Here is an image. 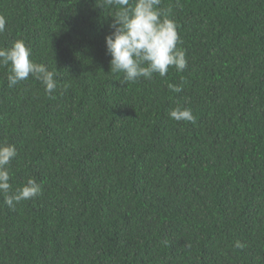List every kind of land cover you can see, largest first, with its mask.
<instances>
[{
    "label": "trees",
    "instance_id": "16d2710c",
    "mask_svg": "<svg viewBox=\"0 0 264 264\" xmlns=\"http://www.w3.org/2000/svg\"><path fill=\"white\" fill-rule=\"evenodd\" d=\"M160 8L187 67L126 83L106 50L116 6L0 0V47L23 39L57 82L9 87L0 67L10 183L42 187L14 207L0 193V264H264V0Z\"/></svg>",
    "mask_w": 264,
    "mask_h": 264
},
{
    "label": "clouds",
    "instance_id": "9594fccd",
    "mask_svg": "<svg viewBox=\"0 0 264 264\" xmlns=\"http://www.w3.org/2000/svg\"><path fill=\"white\" fill-rule=\"evenodd\" d=\"M106 3L118 8L111 25L113 31L106 37L111 73H123L126 83H135L141 78L151 80L155 74L164 77L170 67L177 71L186 69V50L178 47L181 43L178 25L170 18L171 9L165 12L160 8L161 0H106ZM6 25V17L0 14V34L5 32ZM0 67L8 68L9 87L17 86L30 76L39 80L49 94L57 87L55 72L35 62L31 47L23 39L14 41L10 48L0 47ZM168 87L175 92L183 90L182 86L174 84ZM168 115L177 122L195 121L190 108L177 106ZM17 155L14 144L0 143V193L9 207L42 193L41 185L34 178L13 190L11 161ZM235 247L242 249L245 245L236 241Z\"/></svg>",
    "mask_w": 264,
    "mask_h": 264
}]
</instances>
